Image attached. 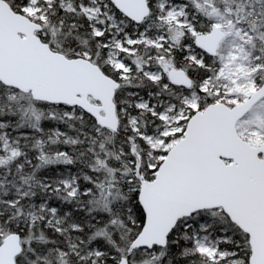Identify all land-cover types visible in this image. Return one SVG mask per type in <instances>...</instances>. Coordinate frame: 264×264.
<instances>
[{
    "label": "snow or ice",
    "instance_id": "snow-or-ice-1",
    "mask_svg": "<svg viewBox=\"0 0 264 264\" xmlns=\"http://www.w3.org/2000/svg\"><path fill=\"white\" fill-rule=\"evenodd\" d=\"M0 264H264V0H0Z\"/></svg>",
    "mask_w": 264,
    "mask_h": 264
}]
</instances>
